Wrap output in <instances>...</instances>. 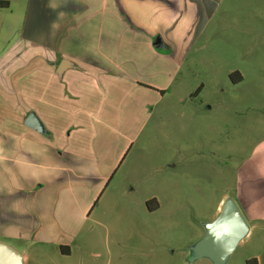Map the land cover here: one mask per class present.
Returning a JSON list of instances; mask_svg holds the SVG:
<instances>
[{"label":"crops","instance_id":"1","mask_svg":"<svg viewBox=\"0 0 264 264\" xmlns=\"http://www.w3.org/2000/svg\"><path fill=\"white\" fill-rule=\"evenodd\" d=\"M217 2L25 0L18 39L0 49V106L5 108L0 116V241L21 246L23 264L30 246L49 245L62 256L70 254L73 207L82 215L93 209L123 152L122 140L107 135L131 140L101 118L118 121L122 101H132L140 81L163 90L179 64L172 62V53L185 46L176 41L191 36L198 21L199 29ZM156 38L159 47L153 45ZM165 48L167 55L161 52ZM124 83L131 85L125 93ZM31 114L38 129L26 124ZM75 116L98 123L93 140H71ZM54 118H60L62 128L54 126ZM236 174L234 197L224 198L236 201L248 223L236 247L253 246L244 262L264 264V137ZM153 200L158 209L156 199L148 201L150 206ZM145 206L148 212L157 210Z\"/></svg>","mask_w":264,"mask_h":264},{"label":"rangeland","instance_id":"2","mask_svg":"<svg viewBox=\"0 0 264 264\" xmlns=\"http://www.w3.org/2000/svg\"><path fill=\"white\" fill-rule=\"evenodd\" d=\"M5 1L0 49L18 39L25 11V0ZM213 8L199 29L198 21L191 36L176 41L185 46L172 53L179 64L163 90L140 81L118 121L101 118L131 140L107 135L122 140L123 152L93 209L82 215L73 207L70 254L30 246L26 264H212L191 261L192 247L217 217L218 203L234 197L237 169L264 137V0H218ZM235 72L242 79L233 83ZM73 120L71 140L94 139L97 122ZM53 121L62 128L60 118ZM151 199L159 203L154 212L145 206ZM248 248L238 245L226 264H245Z\"/></svg>","mask_w":264,"mask_h":264},{"label":"water","instance_id":"3","mask_svg":"<svg viewBox=\"0 0 264 264\" xmlns=\"http://www.w3.org/2000/svg\"><path fill=\"white\" fill-rule=\"evenodd\" d=\"M159 47L158 38L154 44ZM62 67L56 76H61ZM38 120L33 114L26 124L38 129ZM248 223L233 198H226L217 217L205 227L204 235L192 247V260L208 258L213 264H225L238 242L247 234ZM0 264H23L22 255L12 246L0 241Z\"/></svg>","mask_w":264,"mask_h":264},{"label":"trees","instance_id":"4","mask_svg":"<svg viewBox=\"0 0 264 264\" xmlns=\"http://www.w3.org/2000/svg\"><path fill=\"white\" fill-rule=\"evenodd\" d=\"M8 5H9L8 1L0 0V8H7ZM233 75H239V74H238V72H235L234 74L230 75V78H231V80H233V83L239 82L241 80L240 76H239V78H235V76H233ZM154 203H155V206L152 207V206H150L151 202H147L148 209L156 210L157 209V203H156V201H154ZM245 263L246 264H257L256 259L247 260Z\"/></svg>","mask_w":264,"mask_h":264}]
</instances>
